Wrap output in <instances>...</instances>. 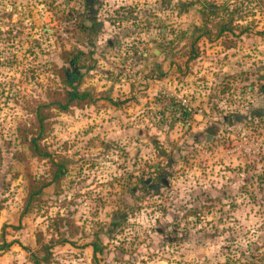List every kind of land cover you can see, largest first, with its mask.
<instances>
[{
    "label": "rangeland",
    "instance_id": "obj_1",
    "mask_svg": "<svg viewBox=\"0 0 264 264\" xmlns=\"http://www.w3.org/2000/svg\"><path fill=\"white\" fill-rule=\"evenodd\" d=\"M0 249L264 264V0H0Z\"/></svg>",
    "mask_w": 264,
    "mask_h": 264
},
{
    "label": "crops",
    "instance_id": "obj_2",
    "mask_svg": "<svg viewBox=\"0 0 264 264\" xmlns=\"http://www.w3.org/2000/svg\"><path fill=\"white\" fill-rule=\"evenodd\" d=\"M222 56L220 57V69L219 68H217V67H214V68H212L213 69V71H215V74L213 75V76H211V74L209 75V76H207V78H208V81L210 82V83H212L211 85L212 86H219L218 85V80H217V78L219 77V71H221L220 73H224L226 70H228L227 68H228V66H225V64H227V60L223 57L224 55H225V52H226V56L228 55V51H229V49L230 48H227V47H223L222 46ZM224 58V59H223ZM217 70H218V72H217ZM160 84H162V83H160ZM133 93V92H132ZM133 94H135V96L137 97V99L139 98L138 97V94L137 93H133ZM113 99V98H112ZM115 99V98H114ZM130 99H135L134 97H131ZM11 245H13V244H11ZM1 250V249H0ZM21 256V255H20ZM17 257H18V255H17ZM0 264H5V263H0Z\"/></svg>",
    "mask_w": 264,
    "mask_h": 264
},
{
    "label": "trees",
    "instance_id": "obj_3",
    "mask_svg": "<svg viewBox=\"0 0 264 264\" xmlns=\"http://www.w3.org/2000/svg\"><path fill=\"white\" fill-rule=\"evenodd\" d=\"M68 79V78H67ZM86 93H77V92H74L73 94H72V97H77V96H82V95H85ZM35 138H32L31 139V145H32V147L34 148V150H35V148L37 147L36 146V143H35ZM46 154V153H45ZM40 190V189H39ZM33 194H34V192L33 191H30V193L28 194V200H31L32 199V197H33ZM93 250L94 251H97V249L95 248V247H93Z\"/></svg>",
    "mask_w": 264,
    "mask_h": 264
},
{
    "label": "built area",
    "instance_id": "obj_4",
    "mask_svg": "<svg viewBox=\"0 0 264 264\" xmlns=\"http://www.w3.org/2000/svg\"><path fill=\"white\" fill-rule=\"evenodd\" d=\"M174 99H176V102L178 105L183 106L182 108L186 111V110H190V107L188 106V102L186 101L185 98H183L182 96H174Z\"/></svg>",
    "mask_w": 264,
    "mask_h": 264
}]
</instances>
